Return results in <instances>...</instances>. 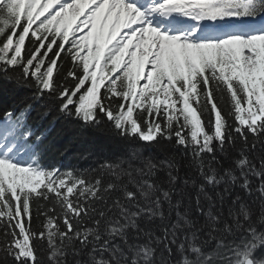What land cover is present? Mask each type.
<instances>
[{"label": "snow or ice", "instance_id": "1", "mask_svg": "<svg viewBox=\"0 0 264 264\" xmlns=\"http://www.w3.org/2000/svg\"><path fill=\"white\" fill-rule=\"evenodd\" d=\"M0 264H264V0H0Z\"/></svg>", "mask_w": 264, "mask_h": 264}, {"label": "trees", "instance_id": "2", "mask_svg": "<svg viewBox=\"0 0 264 264\" xmlns=\"http://www.w3.org/2000/svg\"><path fill=\"white\" fill-rule=\"evenodd\" d=\"M65 142L61 141L58 144V147L63 148ZM136 144H133L131 141L125 142L124 140L118 138H105L100 137L96 140L93 145L94 148V156L93 158H89L87 160L78 161L75 159V154L79 152H83L86 150L87 145H78L74 144L70 147L68 156L64 159V164L67 166H77L79 168H87L90 165L95 164L96 161H102L105 159H113L115 155L120 154L128 147H135ZM141 146H143L144 154L147 155L149 152L154 154L157 158H161V154L157 152L155 149H151L147 147V142H141Z\"/></svg>", "mask_w": 264, "mask_h": 264}]
</instances>
